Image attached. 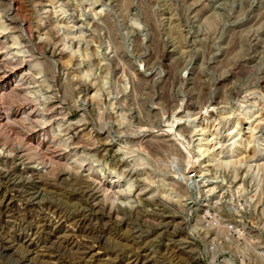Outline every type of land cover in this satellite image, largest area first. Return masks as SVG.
<instances>
[{"label": "rangeland", "instance_id": "374dc122", "mask_svg": "<svg viewBox=\"0 0 264 264\" xmlns=\"http://www.w3.org/2000/svg\"><path fill=\"white\" fill-rule=\"evenodd\" d=\"M0 264H264V0H0Z\"/></svg>", "mask_w": 264, "mask_h": 264}, {"label": "built area", "instance_id": "2783aa9c", "mask_svg": "<svg viewBox=\"0 0 264 264\" xmlns=\"http://www.w3.org/2000/svg\"><path fill=\"white\" fill-rule=\"evenodd\" d=\"M188 174H192V170L188 172ZM193 185L191 181H187L186 183L187 192L189 193L187 197L190 199V203L194 209H189L187 213H185L184 221L186 224L192 221L194 225L196 221L198 222L200 220L201 226L197 227L194 225L192 229L194 232L203 231L204 238L202 239L203 243H201V249L204 256H206L207 254L213 253L217 245L223 240H233L234 237H237L241 227L238 225L237 220L221 218L219 216V211L215 210L213 207L212 203H216L221 197L219 193L216 194L215 190L210 192L205 188L202 193L198 194L195 192ZM196 211H199L198 219L193 220L192 216L196 215ZM217 230L218 232L221 231L223 234L216 233ZM190 238H192V236Z\"/></svg>", "mask_w": 264, "mask_h": 264}, {"label": "bare ground", "instance_id": "6f19581e", "mask_svg": "<svg viewBox=\"0 0 264 264\" xmlns=\"http://www.w3.org/2000/svg\"><path fill=\"white\" fill-rule=\"evenodd\" d=\"M170 169H171V172L172 175L174 176L175 180L181 185L183 186L184 190L185 191H188L187 190V186H186V183L187 181H191L192 184H194V189H195V192H197L199 190V185L200 183L197 181L196 178H198L199 176L196 174V172L192 171V174H188L187 172H184L183 170V173L181 171V167L178 165V163L176 161H174L173 159H171L169 162H168V165H167ZM198 176V177H196ZM201 181V180H200ZM203 181V180H202ZM184 184V185H183Z\"/></svg>", "mask_w": 264, "mask_h": 264}, {"label": "water", "instance_id": "95a60500", "mask_svg": "<svg viewBox=\"0 0 264 264\" xmlns=\"http://www.w3.org/2000/svg\"><path fill=\"white\" fill-rule=\"evenodd\" d=\"M183 143H184V147L186 149V153H187V157H188V166L186 167V171L190 172L195 166V158H194L188 144H186L184 141H183Z\"/></svg>", "mask_w": 264, "mask_h": 264}]
</instances>
